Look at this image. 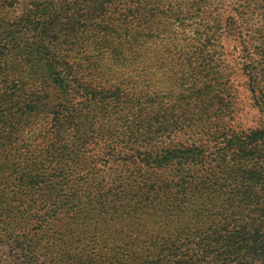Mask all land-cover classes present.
Masks as SVG:
<instances>
[{"label":"trees","instance_id":"1","mask_svg":"<svg viewBox=\"0 0 264 264\" xmlns=\"http://www.w3.org/2000/svg\"><path fill=\"white\" fill-rule=\"evenodd\" d=\"M220 1L0 0V264H264V0ZM162 220L191 221L165 239Z\"/></svg>","mask_w":264,"mask_h":264},{"label":"rangeland","instance_id":"2","mask_svg":"<svg viewBox=\"0 0 264 264\" xmlns=\"http://www.w3.org/2000/svg\"><path fill=\"white\" fill-rule=\"evenodd\" d=\"M243 1L238 0H221L218 8L220 9V13L224 16H228L230 14L235 15L236 17L243 15ZM225 18V17H224ZM246 23L244 24V34L245 38H247L246 34L248 30L254 26H258V18L256 15L248 14L246 17ZM225 45V55H224V66H226V73L229 74L230 85L233 88L236 96V118L235 125L240 130L253 129L257 128L260 123L261 114L259 109L255 106L253 96L249 91L247 78L243 75L241 71V66L243 63V45L239 36L237 37H227L224 40ZM148 70H151L148 76L151 78H155L156 81H161L163 84H168L170 82V74L167 71L166 67L158 68V65L153 69L151 66H147ZM153 74V75H152ZM122 162H118V160H112L110 163H100L97 161L96 171L104 173L108 171L110 168L114 170L123 171ZM264 166V164H263ZM123 178V177H121ZM111 181V180H110ZM258 196H264L263 191L258 188L255 192ZM219 203V208L226 207L227 201L226 198ZM260 209V207H258ZM191 220H181V224L179 220H162L159 224V231L163 238L168 237V234L175 231L177 228H181L186 222L190 223ZM201 222V220H199ZM212 223L214 221L215 224L218 225L219 228H223L226 226H236L237 228L243 226L244 224H240L235 222L234 220H204ZM195 220H192V224L195 223ZM170 223V224H168ZM157 225L154 226V230L157 231ZM166 239V238H165ZM231 260H234V257H231ZM219 264H225L221 261Z\"/></svg>","mask_w":264,"mask_h":264}]
</instances>
